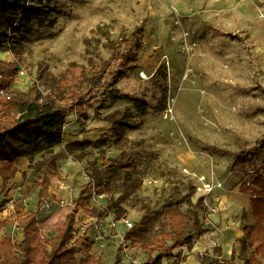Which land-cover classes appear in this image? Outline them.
Returning <instances> with one entry per match:
<instances>
[{
	"label": "rangeland",
	"instance_id": "1",
	"mask_svg": "<svg viewBox=\"0 0 264 264\" xmlns=\"http://www.w3.org/2000/svg\"><path fill=\"white\" fill-rule=\"evenodd\" d=\"M25 3L30 8V26L17 18L0 17V37L5 33L0 59L16 61L13 86L17 89L25 91L41 69L58 75L70 62L88 67L90 62L112 59L100 85L91 92L93 103L85 105L107 127L99 144L88 145L79 160L78 150L68 152L67 145L65 150L52 148L45 154L58 157L57 164L62 158L72 159L79 167L72 182L57 168L47 170L49 187L60 188L63 181L73 191L71 199L55 200L56 205L49 187L39 198L34 179L27 183L28 173L22 176L21 204L47 213L43 233H55L56 223L72 207L74 194L83 183L94 180L93 169L107 166L109 178L102 181L101 190L89 192L88 210L77 212L73 226L74 239L83 233L90 239L94 223L102 225L107 235H118V241L108 237L104 247L91 246L90 253L101 264H113L116 256L119 264H142L155 256L157 251L131 241L136 238L152 245L162 241L161 233L168 231L162 229V218L169 207L188 213L203 232L194 233L191 221L184 231L193 234L191 240L173 249L172 256L160 264H184L191 254L200 264L221 261L230 245L239 263L237 238L231 242L232 236L218 237L222 246L213 247V255L198 249L197 243L208 231L210 208L216 206L218 211V191H236L255 175L253 167L241 163L254 157V167L264 170V0ZM109 90L136 95L146 103L145 112L128 100H102ZM109 113L121 123L120 136L101 119ZM77 114V119H85V112ZM122 154L133 163L129 171ZM202 176L221 186L202 195L197 189ZM125 181L138 183L126 196ZM43 200L50 201L49 208L42 209ZM122 217L133 223L130 229L123 228ZM236 219L241 229L249 211ZM163 242L171 243L170 239ZM83 254L79 243L74 260Z\"/></svg>",
	"mask_w": 264,
	"mask_h": 264
},
{
	"label": "trees",
	"instance_id": "2",
	"mask_svg": "<svg viewBox=\"0 0 264 264\" xmlns=\"http://www.w3.org/2000/svg\"><path fill=\"white\" fill-rule=\"evenodd\" d=\"M29 7L25 0H0V17L30 26ZM141 30V29H139ZM5 33L0 37V48L5 43ZM111 58L90 62L86 67L82 64L70 62L58 75L45 73L44 69L37 72L34 82L21 91L13 86L17 74L16 61L0 59V177L3 182L13 178L17 171L14 159L25 156L29 160V173L27 183L34 179L41 198L49 187L47 170L56 172L57 159L55 155L45 156L47 152L61 143L65 117L69 112L84 114V106L91 105L93 98L91 92L100 85L111 63ZM102 100H128L135 104L140 113H144L146 103L130 92L109 90ZM102 120L116 129L120 136L121 123L113 113L101 117ZM96 141L72 142L67 145V151L78 150L76 160L84 156V147L97 146ZM264 138V136H263ZM38 155L39 159H35ZM44 158V159H41ZM125 168H133L131 159L122 154ZM241 166L253 167L255 175L249 184L242 183L239 190L251 193L249 200V220L241 226V236L238 238L240 246V262L236 263L232 255L221 261H209L207 264H264V170L255 168L254 157L242 162ZM126 171V172H128ZM27 173L22 172L24 177ZM111 171L106 166L93 169L94 180L83 183L74 200L71 209L64 218L56 223L55 233L52 236L44 235L38 226L36 211L24 209L15 205L14 220L22 229L23 238L18 243L7 236L0 238V264H64L65 261L75 259L76 245L82 243L84 254L79 264H101L98 257L90 253L92 242L83 233L74 239L73 226L76 214L81 209L88 210L89 192L101 190L102 181L107 180ZM127 180V175L124 176ZM138 183L125 181L123 195L126 196ZM38 210V208H37ZM192 221L188 213L182 212L178 207H169L163 214L162 241L156 244L141 242L133 238L132 244L149 251H157L156 255L142 264H160L161 260L172 256V250L182 243L190 241L193 234H184ZM193 231L196 234L203 232L200 225L192 221ZM164 239H170L167 245ZM151 245V247H148ZM113 264H119L118 256Z\"/></svg>",
	"mask_w": 264,
	"mask_h": 264
},
{
	"label": "crops",
	"instance_id": "3",
	"mask_svg": "<svg viewBox=\"0 0 264 264\" xmlns=\"http://www.w3.org/2000/svg\"><path fill=\"white\" fill-rule=\"evenodd\" d=\"M262 61L264 66V57H262ZM83 108L85 112V119H77L78 114L75 112H69L66 115L63 125L62 141L60 144L55 145L53 147L54 149L61 148L65 150L66 145L75 141H96L100 137V134L103 133L104 128H107L105 127L106 125H102V121L94 119L93 115L86 111L85 106ZM104 124L106 123L104 122ZM86 147L87 146L84 147V151L86 150ZM14 165L16 166L17 171L13 178L3 182L0 177V238L7 236L11 238L13 242L18 243L23 238V232L14 220L15 205L21 206L24 209L36 211L37 221H43L42 225H39L38 223V226L41 229V226H46V224H48V219H45L47 213L44 211H38L32 207L26 208L21 204L24 203L21 197L24 187L21 181V173H29L28 158L25 156H17L14 159ZM56 165L57 172H60V175L63 178H67L69 182L74 181V177L78 173L77 170H79V167L72 159L66 160L62 158ZM47 192L54 196L53 200L56 205L57 202H55V200L62 199L67 201L70 200L73 195L72 189L68 187L58 188L57 186H50ZM76 195L77 193L74 194V196ZM217 195L218 211L207 214V220L209 223L208 231L204 232L203 235L201 234L202 236L199 238V244L197 243V248H205L207 255H213L212 248H215L216 245L221 244L222 246L223 240L219 243L218 237L221 238L223 235L224 239L229 240V236H232L233 239L231 242H234L235 238H240L242 231L241 229H238L239 222L236 217L239 213L247 212V210L249 211L250 197L246 195V193L241 192L239 189L233 192L220 190ZM10 226H12V228H10ZM209 242L210 245H208ZM230 247L227 248L229 253L225 252V254L221 256L223 259H228L232 255ZM190 257H192L195 262L200 264L194 254L188 256L184 264H191L189 261ZM80 258L77 261H65L66 263L64 262V264H79Z\"/></svg>",
	"mask_w": 264,
	"mask_h": 264
},
{
	"label": "built area",
	"instance_id": "4",
	"mask_svg": "<svg viewBox=\"0 0 264 264\" xmlns=\"http://www.w3.org/2000/svg\"><path fill=\"white\" fill-rule=\"evenodd\" d=\"M0 93H3L2 91H0ZM200 181V186L197 187L198 190L202 191V195H206L209 194L213 188L215 187H220L221 183H214L211 180L205 179L204 176H202L201 178H199ZM59 186L60 187H66L67 185L63 182V181H59ZM60 203H63V200L60 199L59 200ZM50 206V201L48 200H43V204H42V209H46L49 208ZM217 212V207L216 206H212L210 208V213H215ZM119 222L122 224L123 228L128 230L133 226V223L125 217H122ZM110 238L113 241H118V235L117 234H113V235H107V233L104 231V229L102 228V225L94 223L93 225V232L91 234L90 237V241L92 242V245H95L96 247H104L105 246V242L107 238Z\"/></svg>",
	"mask_w": 264,
	"mask_h": 264
},
{
	"label": "bare ground",
	"instance_id": "5",
	"mask_svg": "<svg viewBox=\"0 0 264 264\" xmlns=\"http://www.w3.org/2000/svg\"><path fill=\"white\" fill-rule=\"evenodd\" d=\"M189 261H190L191 264H198L197 262H195V261L192 259V257L189 258Z\"/></svg>",
	"mask_w": 264,
	"mask_h": 264
}]
</instances>
